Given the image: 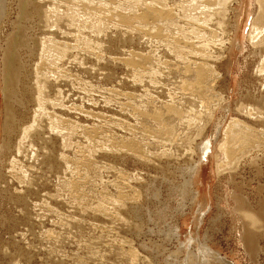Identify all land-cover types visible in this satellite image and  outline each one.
Wrapping results in <instances>:
<instances>
[{"label": "bare ground", "instance_id": "6f19581e", "mask_svg": "<svg viewBox=\"0 0 264 264\" xmlns=\"http://www.w3.org/2000/svg\"><path fill=\"white\" fill-rule=\"evenodd\" d=\"M234 2L237 3L236 8L232 7ZM249 16H250V19H248ZM179 21H181V24L179 23ZM110 22H113V24L114 23H116V24L120 23L119 25L125 26L126 29H128V31L130 30V28H128V27H132V29H133V28L139 26V29L143 28V31L146 30V32L148 31L151 34V31L155 29L153 32L157 33V35L159 34L158 35L159 37L157 39V40H159L158 42L161 43V41L164 42V40H165L164 46L162 45L163 48H161V49L159 48L160 50L163 49V52H162L163 55H160V56L168 58L171 55L172 58L174 57V58L178 59V60H176V59L174 60L175 63H174V61H172L173 64L171 63L170 60L167 61L166 59H165V61L163 60L164 62L163 61L162 62L164 63L163 67H165V69H166V73L164 72L166 74V76L170 75L169 77L172 78L171 80H173L176 77V79H178L177 80L178 84L180 85L179 88L183 89V92L179 93V94H181L179 96L180 97L179 102L176 103V102H174V100L168 101V99H166L167 101L165 100L166 102L161 100V102L162 101L164 102V103L162 102L163 105H161V106L158 105L157 108H153L151 114H148L147 109H146L147 113H145V112L143 113L146 115L147 119L150 118L149 121L151 120L153 122V124L156 123V128L153 130V135L156 134V136H155L156 138L159 136H160V138H162L164 136V139H165L166 136L173 134L174 124H171V123H173L174 120L172 122V121H170V119H167V117L169 115H171V116L174 115L176 120H179V122H181L183 120V122H186L187 125H189V124L199 125L201 123L199 121H204L205 119H207V121H210L212 119L214 120L215 117L213 118V116L218 111L220 115H218V117H216L215 123L213 125L214 132L218 129V126L220 125L221 120L224 117L229 116V121L224 128V138L223 139H225V140H223L217 146L213 144L214 140L211 141L209 139H204V136H202L203 139H201L200 142H198V143L194 142L195 144L193 145V147L195 148L196 157L193 160H191V158H190V161H188V163H186L184 166H182V168H184V171H185L184 172L185 176H184V183L182 186H180V188L184 187L186 189L187 194H189L191 197L196 196V198H198L199 195L203 194V192H201L199 187L195 186L196 181H200L201 177H202L201 168H202V162L203 161H205V160H207L206 162H208L209 160L211 161L212 157H213L215 159V173L217 174V176L223 174V172H221V171H225L226 168L228 169L227 170L228 175L231 176L232 172L235 173V167L232 164L236 161L238 154H241L242 151H244V150L245 151L250 150V152H251L255 148L257 149V147H261L260 149H262V148L264 149V0H0V203H2V202H5L6 204L11 203V204H13L14 208H16V214L12 212V214H10V216H9V214L7 215V221H9V222L8 223L6 222V223L9 224V227H11V226L13 227L12 230L17 231L18 230L17 227L19 225L26 226V227H28L29 230L32 228V226H34L33 224L35 222L33 219V214L31 212V203L33 201L35 203V201L37 200L36 196L38 194V191L40 190L39 188H41V186H43L45 184V180H46V179H43L44 178L43 175H45V173L43 172L44 174H42V172L40 170L41 168L43 169V167H49V168H51L50 170H52L53 172L54 171L58 172V170H61V169H63L62 171H66L67 169H69L68 171H70V172L72 170H74V173L72 171V174L68 175V178L62 177L64 179L63 182L66 184L65 186L68 187L69 192L72 194V195L70 194L71 196H73L75 198H79L82 200V199H84V196H83L84 192L82 190L84 187L81 189V187H82L81 183H82V181L83 182L85 181V178H88L87 177L89 175V174L87 175L88 169L90 170V167L91 168L93 167V169H94V166H97L100 163H104V162H101L102 160H99L100 163L98 164V162L96 161L97 159H95L97 156L95 158H91V157H89L90 155L84 154V151H81L78 149L75 150L74 153H72L73 154L72 156H69L67 154L68 151H67V153L64 151V148L66 149L68 147V140L70 139V136H71V130L73 131L74 123H73V121L70 120V117H69L70 115H68V113H67V110H68V112L71 111L69 109H72L73 105L69 106V105H66L63 103L64 102L63 100H65V102H66V99H64L66 91L63 90V84L67 80L69 81L70 79H73L70 77L71 76L73 77V75H75L69 69L70 67L65 66V63H66L65 59L68 56L70 57L69 53L71 52V50H74V52H75L76 50L81 49V50H83V53L85 51V48H86V53L88 51L87 48H90V49L93 48V50H94L95 45H94V47L92 46V41H94V40L99 41L96 38L97 35H95V34L99 33L100 31L102 32V30H103V28L101 30V27H103V26H101L102 24L104 25L105 23H110ZM182 23H183V25H182ZM172 25L173 26L176 25L175 26L176 31L174 33L172 32L173 30L172 31L170 30ZM116 26H118V25H116ZM109 29H110V27H109ZM135 29H137V28H135ZM172 29H174V28L172 27ZM111 31H113V30L111 29ZM130 31L128 33H130ZM139 31H137V32H139ZM133 32H131V34H133ZM167 32H169V33H167ZM123 33L125 34V32H123ZM147 33H145L146 36H147ZM155 33H153V37H154ZM163 33H165L164 36H166V39L162 35ZM106 34L104 37L107 36ZM119 34H120V32H119ZM160 34H161V36L164 37V39H163V37H160ZM157 35H155V36H157ZM137 36H139V35H136V37ZM119 37H120V35H119ZM122 37H121V39H123ZM148 37H149V35H148ZM154 38H156V37H154ZM159 38H162L163 40L161 39V41H160ZM113 39L114 38H110V39L108 38V41H110V43L114 42ZM149 41H150V39H149ZM151 41H153V40L151 39ZM99 42H101V41H99ZM144 43L146 44V42H143V45H144ZM149 43H147V44H149ZM96 44H98V43H96ZM99 45H102V44L100 43ZM111 45H113V44H111ZM136 45H140V44L138 43ZM150 45H151V43H150ZM158 45H160V44H158ZM158 45L156 44V46L155 45L154 46L158 47ZM147 46L149 47V45H147ZM97 47H99V46H97ZM118 47H119V45H118ZM138 47H140V46H138ZM145 47H143V48L145 49ZM132 48L127 49L126 52H128V56L126 59L123 57L121 58V56H120V58L122 60L125 59L124 62L126 61L127 65H125V63H124V65L127 66V68L129 67V68H132V70H136L139 72H140V70H142V71L146 70V72L147 71L154 72V73H151V75L154 74V76H155V72L157 70H159V68H157L154 65L161 60V57L159 59L157 56H154V55L152 56V54L150 52H147L148 54H144V53L136 51ZM151 48L152 47L150 46V50L152 52V49L154 50V47L152 49ZM97 49H100V48H97ZM159 49H157V51ZM234 49L239 51V52H242L243 49L246 50V52L243 53V58H244L243 59V69H247V71H249V78L246 80L243 79V82H241V84L239 85V91H238V94L240 95L239 101L234 100V103H233L234 106L231 107V103L229 102L230 101V94H231V78H229L228 80H225L223 77V73L219 69H222L224 67L223 68L224 73H226V74L230 73L229 68L231 67V65L233 63L232 52ZM93 50H92V52H93ZM103 50H104V48H103ZM104 51H103V53H104ZM110 51H112V50H110ZM121 52H122V49H121ZM123 53H125V50L123 51ZM78 54H79V52H78ZM91 54L96 55L97 53L96 54L91 53ZM109 54H110V52H109ZM79 55L78 56L76 54H75V56L72 55L74 57L72 59V61L73 62L75 61V63H77V64L78 63L83 64L85 58L84 57L81 58V57H79ZM123 55L125 57V54H123ZM96 57L99 58L100 56L96 55ZM110 58L116 59L118 57H116L114 54V56L110 55ZM152 58H153L154 65H150V68H146L145 64L148 62L149 59L151 61ZM109 59H107V60H109ZM221 59H225V60H223L224 62L220 61ZM94 60H95V58H94ZM96 61H97V59H96ZM103 61L106 63L105 59ZM98 62H100V61H98ZM113 62H115V61H113ZM117 62H119V58H118ZM156 65L161 67L163 64L162 65L156 64ZM219 66H221V67H219ZM116 68H117V64H116ZM83 69H84V67H83ZM81 70H82V68H81ZM126 70H128V69H126ZM162 70H163V68H162ZM84 71H85V69H84ZM106 72L107 71H105V75H106ZM143 72H145V71H143ZM158 72H156V73H158ZM162 73L160 75H162ZM151 75H150V77H151ZM108 76H109V73H108ZM137 76H139V78L141 77L139 74ZM144 76H143V78H145ZM146 77H147V74H146ZM160 77H162V76H160ZM107 79H106V81H107ZM119 79L122 80V77ZM150 79L151 78H149V80ZM111 80H112V77H111ZM256 80L258 81L257 84L254 82ZM110 81H108V82H110ZM114 81H116V80L114 79ZM139 81H141V80H139ZM165 81L167 82V80H164L162 82L164 83ZM154 82H156V80L153 81V83L149 82V84H154ZM87 83L89 84L90 82L87 81ZM130 83H132V82H130ZM175 83L173 84V86L175 85ZM117 84H118V81H117ZM140 84H138V85H140ZM156 84H157V82H156ZM160 84H162V83H160ZM167 85L171 87V85H169V83ZM155 87H160V86L158 85ZM139 88H141V87H139ZM222 88L224 91L222 90ZM85 89H87V88H85ZM149 89H150V87H149ZM168 89H167V92L169 91ZM170 89H175V88H170ZM67 90H69V89H67ZM90 90L92 91V89H90ZM107 90L110 91L111 89H107ZM151 90H153V89H151ZM179 90L181 91V89H179ZM118 91L119 90H117V92ZM75 92H77V91H75ZM100 92H102V91H100ZM143 92H145V91L143 90ZM143 92H141V93H143ZM85 93L87 96V92H85ZM110 93H112V92H110ZM156 93L154 96H156ZM175 93H177V92H175ZM134 94H136V93H134ZM165 94H168V93H165ZM110 95L112 97L114 94L113 95L110 94ZM139 95H140V93H139ZM173 95H175V94H173ZM69 96H70V94H69ZM136 96H138V95H136ZM154 96H152V97H154ZM131 97H132V95H131ZM187 97H189L191 99L189 100V98L187 99ZM76 98H77V96H76ZM118 98H122V97L120 96ZM136 98H135V100H136ZM144 98H146V97H144ZM144 98H141V100L143 101ZM75 99L73 98V100H75ZM155 99H157V98H155ZM86 100H87V98H86ZM146 100H148V99H146ZM158 100H160V99H158ZM158 100H155V101L158 102ZM98 102H100V101H98ZM152 102H154V101H152ZM214 102H216V103H214ZM120 103H122V102L120 101ZM146 103H147V101H146ZM149 103H151V102H149ZM158 103H160V102H158ZM86 104H87V102H86ZM90 105H91V103H90ZM90 105H89V107H90ZM111 105H112V103H111ZM97 106H98V104H97ZM100 106H102V104ZM196 106H198L199 109H196V108H198ZM75 107H77V106H75ZM82 107H84V106H82ZM121 107L125 108V106H121ZM138 107H141V106L138 105ZM151 107H153V106L151 105ZM55 108H58V110H56ZM135 109H137V108H135ZM79 110H80V106H79ZM84 110H86V109H84ZM119 110H120V107H119ZM128 110H129V108H128ZM142 110H145V109H142ZM123 111H125V110H123ZM126 111H127V109H126ZM164 111H165V114L168 115L167 117L165 115H163ZM71 112H73V110ZM83 112H85V111H83ZM120 113H122V112H120ZM140 113L141 112H139V114ZM95 114H94V116H95ZM143 114H141V117H143L142 116ZM233 114H235V115H233ZM241 114L243 115V119L240 118ZM124 115H126V114H124ZM105 116H107V115H105ZM108 117H109V115H108ZM112 117L113 116H111V118ZM135 118L138 119V117H136V116H135ZM140 118H139V120H140ZM172 118H173V116H172ZM129 119H130V117H129ZM95 120H97V119H95ZM132 120H133V118H132ZM108 121H109V119L107 120V122ZM122 121H124V120H122ZM148 122H146V123H148ZM177 123H178V121H177ZM118 124L119 123H117V125ZM123 124H125V122ZM149 124L150 123H148V126H151ZM76 125L78 126L77 123H76ZM135 125H136V123H135ZM143 125H146V124H143ZM189 126H191V125H189ZM78 127H80V126H78ZM123 127H124V125H123ZM136 127H138V125ZM154 127H155V124H154ZM86 128L87 127H85V128L81 127V129H80V131L82 130L85 135H91L92 136V134H94V133H97V134L103 133L101 131H98L96 128H87V129ZM117 128H118V126H117ZM144 128H143V130H144ZM186 128H187V126H186ZM63 129H65V130H63ZM199 129H201V128H199ZM116 130H118V129H116ZM127 130L129 131L128 128H127ZM127 130L124 131V129H123V132H126ZM132 130H134V129H132ZM211 130H212V128H211ZM201 131H202V129H201ZM206 132H208V131H206ZM218 132L219 131H216V133H218ZM126 133H128V132H126ZM142 133H143V131H142ZM147 134H151V132L149 131ZM116 135L118 136V134H116ZM132 135H134V134L132 133ZM157 135H159V136H157ZM182 135L183 134H181V136ZM196 135H195V137H196ZM204 135H205V133H204ZM91 136H88V137H91ZM186 136H184V137H186ZM92 137H95V136H92ZM104 137L107 138L106 142H108L109 138L105 135H104ZM77 138H79V137H77ZM80 138H81V136H80ZM86 138H87V136H86ZM137 138L135 136H133V137H125V136L123 137L122 136V138L119 140L121 143L118 142L119 147L121 146L120 150L117 148H114L113 145H111L112 143L108 144V146L105 145L107 143H104V142L100 143L102 145L104 144L103 147H101V148L105 147L107 150H109V152L112 150L114 152H116L118 150L117 154L111 152L112 156H113L112 160L114 163H116L115 166H117V164H119L120 166L118 167V169H119L118 173H116L117 171L114 170L115 173L117 174L115 180L113 179L115 176L112 178L114 181L113 185L116 186V194H115L116 196L114 195V199L112 198L114 201H111V198H110V201L111 202L116 201V203L119 205L117 208L118 210H116L117 212L116 213L114 212V214H116L117 216L121 215L120 213L127 214L126 218L124 217V215H123L124 218H121V219L118 218L119 222L122 223V226L125 229L126 228L127 229L132 228V226L130 225L129 219H127V218L137 217V215L140 211L141 204L138 201L139 198H137L136 195H138L140 192L142 194L144 193V195L147 196L150 193H152V190L154 188V181H153L154 177L141 180V183H139L140 181L137 182V178H139V176H138L139 174L137 172H133L130 168L129 169L133 173H130L129 172L130 170L129 171L124 170L127 167V165L125 167L124 165L122 166V164H121V163H125V164L127 163L128 164V163L132 162L131 165L129 164L130 166H132V164H133V166H134V164L135 165L140 164V166H141V164L148 165V160H150V159L147 158L149 156H146V153H147L146 150L147 149L144 148V150L145 149L146 150L145 151L143 150V147L145 146L144 144L147 145V143L145 141L146 139L144 138V141H145L144 142V141L137 139ZM114 139L112 138L113 141H114ZM157 140H159V139H157ZM157 140H156V142H158ZM174 140L175 139H173V141ZM199 140H200V138H199ZM86 141H88V140H86ZM86 141H85V143H86ZM92 141L93 140H91V143H92ZM96 141H95V143H96ZM180 141H179V143H180ZM220 141H221V139H220ZM110 142H111V140H110ZM160 142L163 143V141H161V140H160ZM183 142H182V144H183ZM172 143H174V142H172ZM186 143H188V142H186ZM176 144H178V142H176ZM91 147H92V145H91ZM91 147H90V149H92ZM169 147H171V146H169ZM185 147L187 148V146H185ZM241 147H242V149H241ZM105 148H104V152H105ZM236 148H237V150H236ZM86 149L90 150L88 148V146L86 147ZM96 150H97V148H96ZM98 150H100V149H98ZM154 150L156 151V149H154ZM88 153L90 154L89 151H88ZM102 153H103V151H102ZM108 153H107V155H109ZM111 153H110V157H111ZM93 154H95V153H93ZM169 154H170V152H169ZM184 154H186V153H184ZM243 154H244V152H243ZM91 155H92V153H91ZM166 155L167 154H165V156ZM114 156H116V157H114ZM254 156L255 157H253V155L250 156L247 161L250 163H252V162L254 163L256 160H258L256 158V157H258V154L255 153ZM183 157H185V156H183ZM245 157H247V156H245ZM99 158H100V156H99ZM162 158H164V156H162ZM161 159H160V161H161ZM259 159H261L262 162H264V154L262 156H260ZM105 160L106 159H104V161ZM187 160H189V158H187ZM110 161L111 160H109V162ZM154 162H156L155 159H154ZM220 162H223V165H222L223 167L220 166V164H219ZM149 163H150V161H149ZM157 163H158V161H157ZM182 163L184 164V162H182ZM150 164H152V163H150ZM72 165H73V167H72ZM107 165H106V168L107 167L109 168L110 166L112 168L114 166V164L109 165V166H107ZM225 165H228V167H225ZM82 166H84V167L89 166V168L83 169ZM101 166L98 167L99 170H100ZM151 166L153 167V165H151ZM177 166H178V164H177ZM134 167H136V166H134ZM138 167H139V165H138ZM157 168L159 170V167H157ZM101 169L103 170L104 168L102 167ZM37 170H38V172H37ZM45 170H48V169H45ZM102 170H101V172H102ZM104 170L108 171L106 169H104ZM136 170H137V168H136ZM141 170H142V168H141ZM35 171H36V173H35ZM93 171H91V172H93ZM95 173H97V172H95ZM91 174H93V173H91ZM149 174H147V175H149ZM55 175H57V174H55ZM98 175H99V173H98ZM109 175H110V173H109ZM61 176H58V177H61ZM90 176H92V175H90ZM90 176H89V178H91ZM94 176H95V174H94ZM48 178L51 179V177H48ZM97 178H102V177H97ZM94 179H95V177H94ZM86 180H88V179H86ZM95 180H98V179H95ZM106 180H107V178H106ZM129 180H131L132 182H137L138 184H136V185H138L139 188L138 189L135 188L136 186L133 185L134 183H131ZM92 181L93 180L88 181V182H91V184H89V185H92ZM52 182L53 181H51V183ZM110 182H111V180L109 181V183ZM95 184H97V182ZM95 184H94V186H95ZM56 185H57V183H56ZM89 185H86V186H89ZM105 185H106V183H105ZM103 186H104V184H103ZM106 186H108V185H106ZM98 187H101V186H98ZM93 188H95V187H93ZM114 188H111V190ZM55 189H57V188H55ZM90 189H92V187ZM101 190H103V189L101 188ZM101 190L99 192H102ZM87 191L90 192L89 189H87ZM91 191L93 192V190H91ZM60 192H61V190H60ZM105 192L103 191L104 194H107V195L110 194V193H107V192L105 193ZM93 193L95 194L96 191ZM103 193H102V195H103ZM58 194H57V197H58ZM86 194L87 193H85V195ZM66 195H67V193H66ZM98 195H99V193H98ZM87 196H85L86 202H90L87 200H90L91 197L89 199H87ZM94 196H96V195H94ZM108 196H112V195L110 194ZM140 196H138V197H140ZM66 198H67V196H66ZM135 198H137V199H135ZM39 199H40V197H39ZM72 199H74V198H72ZM94 199H95V197H94ZM100 199H103V198L100 197ZM104 199H106V198H104ZM104 199H103V201H104ZM129 199H132V200H129ZM140 199H142V198H140ZM55 200H56V198H55ZM67 200H69V199H67ZM74 200H77V199H74ZM74 200L73 201L70 200L69 202L68 201L67 202L70 204V202H74ZM81 200H80V202H78V204L81 203ZM62 201H65V197H64V200L62 199ZM91 201H92V199H91ZM97 201H98V199H97ZM107 201L109 202V200H107ZM98 202H100V201H98ZM5 203H3V204H5ZM60 203H58V204H60ZM68 203L65 204L67 207H68ZM107 203H106V205H107ZM74 204H76V203L74 202ZM83 204H84V201H83ZM85 204H87V203H85ZM88 204L90 205L91 203H88ZM65 205H64V207H65ZM101 205L104 206L103 204H101ZM97 206H98V204H97ZM108 206H109V204L107 205V207ZM37 207H39V205ZM43 207H46V206H43ZM86 207H87V205H86ZM86 207H84V208H86ZM207 207H209V206L207 205ZM58 208H61V206ZM77 208L79 209L80 207H76V209ZM93 208L94 209L90 208L91 210H93V213L97 212V211H95L96 207L93 206ZM45 209H47V208H45ZM102 209H104V208H102ZM102 209H101V212L103 211ZM105 209L107 210L106 207H105ZM70 211H71V209H70ZM98 211H100V210H98ZM108 211L111 212L110 209H108ZM2 212H7V211H2ZM10 212L11 211L9 209V213ZM48 212H49V210H48ZM244 212H245V215H247V216L251 215V213L248 211H244ZM45 213H46V211H45ZM54 213H56V211ZM57 213H59V212H57ZM57 213H56V215H57ZM77 213H80V212L76 211V214ZM61 214H63V213H61ZM95 214H97V213H95ZM104 214L106 215V213H104ZM69 215H67V217H69ZM92 215H94V214H92ZM5 216H6V214H5ZM5 216L3 219H5ZM40 216L41 215H39V218H40ZM58 216H59V214H58ZM58 216H56V217H58ZM0 217H2V215H0ZM54 217H53V219H54ZM63 218H65V217H63ZM70 218H71V216H70ZM72 218H74V217L72 216ZM61 219H62V217H61ZM75 219H76V216H75ZM75 219H74V221H75ZM108 219L110 220L111 218H108ZM5 220H3V221H5ZM57 220L55 221V219H54L55 222H57ZM66 220L64 222H66ZM78 220H79L78 222H80V219H78ZM96 220L98 222L100 219H96ZM109 220H108V223H109ZM43 221H45V220H43ZM70 221H72V220H70ZM62 222H63V219H62ZM78 222L76 221L75 223H78ZM94 222H96V221H94ZM94 222L93 223L91 222V223L94 224ZM89 223L90 222H88V224L85 226L88 227ZM252 223H253V221H252ZM0 224H2V223H0ZM7 224H5V225H7ZM56 224H58V223H56ZM102 224H104V221ZM107 224H106V227H107ZM120 224H118V226H117V223H116V226L119 227ZM96 225H97V223H96ZM134 225H136V224L134 223ZM72 226H74V225H72ZM85 226L83 225V227L86 231L87 227H85ZM98 226H99V224H98ZM98 226H97V228H98ZM7 227H8V225H7ZM59 227H61V226H59ZM101 227H103V226H101ZM34 228H35V226H34ZM34 228H32V229H34ZM41 228H40V231H41ZM51 228H49V229H51ZM72 228L70 229V231L72 230ZM76 228H75L76 231L79 230L78 228L77 229ZM108 228H109V226H108ZM112 228H114V227H112ZM92 229H93V226H92ZM65 230H67V229H65ZM118 230L116 229V231H118ZM121 230H123V229H121ZM60 231H58V233ZM68 231L69 230H67V231L62 230V232L67 233V235H68ZM79 231L77 232L78 235L80 233ZM88 231L90 232V229ZM95 231H94V233H95ZM128 231H130V230H128ZM19 232H20V230H19ZM73 232H75V231H73ZM82 232H83V230H82ZM99 232L97 229L98 235H99ZM107 232H108V230H107ZM38 233H40V232L38 231L37 233H34V234L38 235ZM54 233H55V231H54ZM70 233H72V232H70ZM97 233H95V235ZM112 233H116V232H112ZM126 233L128 234V232H126ZM15 234L17 235V233H15ZM44 234H41V236H43ZM49 234H51V233L49 232ZM49 234H48V236L50 237ZM62 234H64V233H61V235ZM80 234H82V233H80ZM103 234H101V235H103ZM117 234H118V232H117ZM123 234H122V232H120V236H122ZM11 235H13V234H11ZM64 235L66 237V234H64ZM87 235H89V234H87ZM92 235H93V232H92L91 236ZM112 235H115V234H112ZM107 236H108V234H107ZM107 236H105V237H107ZM11 237L12 236H10V242L9 243H11L12 245H16V248L14 247L15 252H16L15 255L18 258L19 257H21L22 259L24 258L28 262L31 263V261H33L32 260L33 259V253L35 252L36 249L32 253L31 251H29L30 249L27 250L29 248L28 246L27 247L19 246L18 242H21V240L18 242L15 240L16 241L15 242V241L11 240ZM62 237H63V235H62ZM69 237H71V235ZM94 237H96V236H93V238ZM105 237H103V238H105ZM51 238H52V236H51ZM81 238H80V240H81ZM87 238L83 237V239H87ZM103 238L101 240H103ZM115 238L117 239L118 237L115 236ZM7 239H8V237H7ZM13 239H14V237H13ZM47 239H46V241H47ZM56 239H57V237H56ZM67 239H68V236H67ZM90 239H92V238L90 237ZM96 239L98 240V238H96ZM122 239H124V238H122ZM30 241H31V239H30ZM33 241H34V239H33ZM118 241L119 240H117V242ZM38 242L40 243V239ZM41 242H44V241L41 240ZM60 242H62V241H60ZM66 242H67V240H66ZM83 242H85V241H83ZM131 242H130V244H131ZM52 243H53V241H52ZM58 243H59V239H58ZM69 243H71V244H69V247H70V245H72V243H73V240H72V242H69ZM22 244H24V243H22ZM42 244H44V243H42ZM95 244H96V242H95ZM98 244L101 245L100 242ZM107 244H109V243H107ZM112 244L113 243L111 242L110 245H112ZM130 244L128 246H130ZM132 244H133V242H132ZM6 245H5V247H6ZM31 245H33V244H31ZM39 245H41V244H39ZM46 245H47V243H46ZM50 245H52V244L50 243ZM67 245H68V243H67ZM85 245H86V243H85ZM110 245H109V247H110ZM116 245H119V244H116ZM53 246L54 245H52V247ZM57 246H58V250H59L60 244H58ZM88 246H89V243H88ZM11 247H13V246H11ZM37 247H39V246H37ZM54 247H53V249H54ZM126 247H127V243H126ZM132 247H134V246H132ZM25 248H27V249H25ZM118 248L121 251V248L120 247H118ZM47 249H45V250H47ZM85 249L87 250V248H85ZM90 249H92V248L90 247ZM93 249H96V248L93 247ZM105 249H107V247H105ZM110 249L108 248L107 250L109 251ZM134 249H135V247H134ZM31 250H33V249H31ZM82 250H83V248L81 249V251ZM96 250H95V252H96ZM112 250L113 249H111V252H112ZM115 250H113V251H115ZM127 250H126V252H127ZM39 251H41V250L39 249L38 253H39ZM97 251H99V250H97ZM130 251H131V248H130ZM3 252H4V250H3ZM9 252L11 254V250ZM36 252H37V250H36ZM52 252H54V251H52ZM56 252L59 253V251H57V250H56ZM67 252H69V251H67ZM67 252L65 254H68ZM89 252H91V251L89 250ZM93 252H94V250H93ZM131 252L133 253L132 255H134V253L136 251L134 250V252L133 251H131ZM45 253H46V251H45ZM101 253H103V252L101 251ZM109 253L107 252L108 255H109ZM63 254H64V251H63ZM77 254L78 253L76 252V256L75 255L74 256L77 257ZM95 254L98 256V253H95ZM46 255H48V254L46 253ZM80 255H82V254H80ZM84 255L81 256V258L78 256L79 259H82L84 257ZM90 255H91V253H90ZM118 255H120L122 257L123 254L122 255L118 254ZM64 256H66V255H64ZM72 256H73V252H72ZM95 256H94V258H95ZM102 256H106V255L104 254ZM102 256H99V257H102ZM114 256H115V254H114ZM126 256H129V255H126ZM137 256H139V255L137 254ZM137 256L135 255V257H137ZM51 257H54V255L50 256V258ZM129 257L132 258L131 256H129ZM129 257H127L128 260L130 262H132L133 260L131 259L132 260L131 261L129 259ZM66 258L68 261V257H66ZM108 258H109V256H108ZM111 258H113V257L111 256ZM85 259H86V257H85ZM103 259H105V258H102V260ZM49 260H48V262L51 263L52 259L50 261ZM70 260H72V259H70ZM87 260H88V258H87ZM87 260L84 262H87ZM115 260H116V258L113 260V262ZM120 260H122V258ZM123 260H125V259H123ZM142 260H143V258H142ZM147 260H148V258H147ZM10 261H11V259H10ZM74 261H76V260H74ZM94 261H96V260H94ZM101 261H100V263H101ZM116 261L118 262V260H116ZM135 261H136V259H134L133 264ZM58 262H59V259H58ZM61 262H64V261H61ZM84 262H81V263H84ZM90 262L91 261H89V264H90ZM97 262H98V260L96 261V263ZM104 262L102 264H104ZM108 262H111V261H108ZM139 262H140V260H139ZM10 263H12V262H10ZM23 263L25 264V262H23ZM30 263H28V264H30ZM52 263H54L53 260H52ZM60 263H58V264H60ZM71 263L72 262H70V264ZM126 263H128V262H126ZM137 263H138V261H137ZM12 264H21V263L19 261H17V262L12 263ZM64 264H66V263H64ZM68 264H69V262H68ZM128 264H131V263H128Z\"/></svg>", "mask_w": 264, "mask_h": 264}, {"label": "rangeland", "instance_id": "374dc122", "mask_svg": "<svg viewBox=\"0 0 264 264\" xmlns=\"http://www.w3.org/2000/svg\"><path fill=\"white\" fill-rule=\"evenodd\" d=\"M166 4V3H165ZM168 5V4H167ZM232 7H237V3H233V6ZM248 19H250V16L248 17ZM115 22V21H114ZM179 23L181 24V21H179ZM120 24V23H119ZM119 24H116L113 22H110V23H105L104 25L102 24L101 26V30L102 32L100 31L99 33H96L95 35H97V40H94L92 41V46L94 47L95 45V49L93 50L90 49V48H87L88 51L86 53V48H85V51L83 53V50L79 49V50H76L74 52V50H71V52L69 53L70 54V57L68 56L65 60V66H68L70 67L69 69L72 71L73 74V77L71 76L70 78H73V79H70L69 81L67 80L66 82H64L63 84V90L66 91L65 92V98L66 99V102L65 100H63L64 104L66 105H69V106H72V109H69V110H73V112H68L67 110V113L68 115H70V120L73 121L74 123V126H73V131L71 130V136H70V139L68 140V149L64 148V151L67 153L68 151V155L69 156H72L74 153L75 150H81V151H84V154H88L90 155L89 157L91 158H96L97 159L96 161L98 162V164L100 163L99 160H102L101 162H104V163H100L99 165L97 166H94V169L93 167L91 168L90 167V170L91 171H95L97 173H95L94 171L91 172L88 168V167H84L82 166L83 169L87 168L88 169V173H87V177L88 178H85V181L83 182L82 181V187L81 189L83 190L84 192V199H79V198H75L73 196H71L72 194L69 192L68 190V187L65 186L66 184L63 182V178L62 177H65V178H68V175L72 174V171L74 173V170H72L71 172L68 171L69 169H67L66 171H62L63 169L61 170H58V172H53L52 170H50L51 168L49 167H43V169L41 168V172L42 174L45 173L44 178L43 179H46L45 180V184L43 186H41V188H39L40 190L38 191V194L36 196L37 198V202L34 201L31 203V212L33 214V219H34V226H32V228L34 229H28V227L26 226H23V225H19L17 227V231L15 230H12L13 227H9V224H7L9 221H7V215L9 214H12L15 213L16 214V208H14L13 204L11 203H5V202H2L0 203V215H2V217H0V264H12V263H15L17 261H19L21 264H24L23 262H25V264H28L30 262H28L26 259H22L21 257H17L15 255V248H16V245H12L10 242V236L11 237V240L13 241H20L21 242H18L19 246H25V247H29L27 250L31 251L32 253L34 252L35 250V254L33 253V261H31L30 264H58L60 263L61 261H64V262H61L60 264H70V262H72L71 264H89V261L90 264H102L104 261V264H128V263H131L133 264V261L134 259H136V261L134 262V264H141L143 261L142 264H264V162H262L260 158V156H262L264 154V149H260L261 147H257V149L253 150L250 152V150H247V151H242L241 154H238L237 155V159L236 161L232 164L234 165L235 167V173L232 172L231 173V176L228 175V172H227V168L225 171H221L223 172V174L217 176V174L215 173V159L212 157V162L209 160L208 162H206L207 160L203 161L202 162V177H201V180L200 181H196L195 183V186L199 187V189L201 190V192H203L202 195H199L198 198L195 197H191L189 194H187L186 192V189L184 187L180 188V186L183 185L184 183V176H185V171H184V168H182V166H184L186 163H188V161H190V158L191 160L195 159L196 157V153H195V148L193 147V145L195 143H198L201 141V139H203L202 136H204V139H209L211 141H213V144L214 145H218L219 143H221L224 138V128L225 126L227 125L228 121H229V116L227 117H224L222 120H221V123L220 125L218 126V129L216 131H219L218 133H216V131L214 132L213 130V125L215 123V120H216V117H218L219 112L217 111L216 114L213 116L214 120H210V121H207V119H205L204 121H199L201 122L199 125H194V124H189L187 125L186 122H183V120L181 122H179V120H176L175 119V116H172L171 115H167L165 114V111L163 112V115H165L167 117V119H170V121L174 122L171 123V124H174V132L172 135H169V136H166L165 139H164V136L162 138L159 137H155V135H153V130L156 128V123L155 124V127H154V124L153 122L149 121L150 118H146V115L143 114L144 112L147 113L146 109L148 110V114H151L152 112V109L153 108H157L158 105L161 106L163 105V101H165L166 99H168V101L170 100H174V102H179V96L181 94H179L180 92L182 93L183 92V89L182 88H179V84H178V79H176V77L171 80L172 78L169 77V76H166V69L164 66V61L165 59L167 61H171V63L173 64L172 61H174L176 58H172V56L170 55L168 58L167 57H162L160 55H163V49L160 50L162 47V45L164 46V42L161 41L162 38H159L161 43L158 42L159 40L158 39V35L157 33L153 32L154 30L151 31V34L148 32L143 31V28H140L139 29V26L138 27H135L132 29V27H128L130 28V33H128V29H126L125 26H121ZM112 25V26H111ZM118 25V26H116ZM183 25V23H182ZM105 26V27H104ZM110 29H109V27ZM116 26V27H115ZM176 26V25H175ZM175 26L172 25V27L174 29H172V27L170 28V30L174 33L176 31L175 29ZM107 27V28H106ZM113 27V28H112ZM120 27V28H119ZM246 28V27H245ZM109 31H108V30ZM111 29L113 31H111ZM135 29V30H134ZM108 32H106V31ZM126 30V31H125ZM141 32H140V31ZM117 31V32H116ZM128 31V32H127ZM134 31V32H133ZM139 31V32H137ZM120 32V34H119ZM125 32V34L123 33ZM131 32H133V34H131ZM171 32V33H172ZM104 33V34H103ZM107 33V34H106ZM139 33V34H138ZM147 33V36L146 34ZM153 33L154 34V38L153 37ZM169 33V32H167ZM166 33V34H167ZM99 34V35H98ZM101 34V35H100ZM105 34L107 35L106 37ZM111 34V35H110ZM143 34V35H142ZM165 33H163L162 35L164 36ZM110 35V36H109ZM115 35V36H114ZM120 35V37H119ZM136 35H139L136 37ZM149 35V37H148ZM157 35V36H155ZM123 36V37H122ZM151 36V37H150ZM161 36L160 34V37H163ZM116 37V38H115ZM118 37V38H117ZM121 37L123 39H121ZM133 37V38H132ZM136 37V38H135ZM140 39H139V38ZM153 37V38H152ZM165 39H166V36H164ZM163 37V39H164ZM104 38V39H103ZM108 38H114L113 41L114 42H111L108 41ZM132 38V39H131ZM147 40H146V39ZM116 39V40H115ZM119 39V40H118ZM139 39V40H138ZM151 41V39L153 41ZM162 39V40H163ZM121 40V41H120ZM127 40V41H126ZM156 40V41H155ZM195 40V39H194ZM96 41V42H95ZM133 41V42H132ZM139 41V42H138ZM151 45H150V43ZM105 42V43H104ZM142 42V43H141ZM143 42H146L149 43L147 45H149V47L144 43V46L143 45ZM153 42V43H152ZM156 42V43H155ZM158 42V43H157ZM98 43V44H96ZM102 44V45H99V44ZM108 43V44H107ZM116 45H115V44ZM135 43V44H134ZM140 44V45H136V44ZM155 43V44H154ZM163 43V44H162ZM108 46H106V45ZM113 44V45H111ZM128 44V45H127ZM156 44H160L158 45V47H155ZM115 45V46H114ZM119 45V47H118ZM153 45V46H152ZM155 45V46H154ZM99 46V47H97ZM102 46V47H101ZM125 46V47H124ZM140 46V47H138ZM150 46L153 48L154 47V50L152 49V52L150 50ZM124 47V48H123ZM133 47V48H132ZM145 47V49L143 48ZM97 48H100V49H97ZM102 48V49H101ZM104 48V50H103ZM108 48V49H107ZM111 48V49H110ZM134 49L136 51H139L141 53H144V54H148L147 52H150L152 54V56H157L159 59L161 57V60L159 62H157L156 64H160L162 65L161 67L160 66H157L156 64L154 65V62H153V58L152 60L150 61V59L148 60V62L145 64V67L146 68H150V65H154L156 66L157 68H159V70H157L156 73L155 72V76L154 74L151 75V73H154V72H151V71H147L146 70H143L145 72H143L142 70L139 71H136V70H132V68H127V65L126 64V61L124 62V60L127 58L128 56V52L127 49ZM160 48V49H159ZM78 49V48H77ZM121 49H122V52H121ZM144 49V50H143ZM156 49V50H155ZM157 49H159L157 51ZM93 50V52H92ZM96 50V51H95ZM98 50V51H97ZM102 50V51H101ZM112 50V51H110ZM114 50V51H113ZM119 50V51H118ZM125 50V53H123V51ZM150 50V51H149ZM82 51V52H81ZM104 51V53H103ZM108 51V52H107ZM244 51V52H243ZM79 52V54H78ZM97 53L96 55H99L100 59L96 57V55L94 54H91V53ZM99 52V53H98ZM110 52V54H109ZM146 52V53H145ZM157 52V53H156ZM246 50H242V52H239L237 50H233L232 52V59H233V63L231 65V67L229 68L230 69V73L226 74L224 73V67L222 69H219L222 73H223V77L225 80H228L229 78H231V94H230V103H231V107L234 106V100H238L239 101V98H240V95L238 94V91H239V85L241 84V82H243V79L246 80L249 78V71H247V69H243V53H245ZM86 53V54H85ZM112 53V54H111ZM125 54V57L123 54ZM127 53V54H126ZM75 54L79 57H84L85 60H84V63L81 64V63H75V61L73 62L72 59L74 58L73 56H75ZM83 54V55H82ZM103 54V55H102ZM106 54V55H105ZM115 56L119 58V62L118 61V58L116 59H111L110 58V55L112 56ZM121 54V55H120ZM158 54V55H157ZM73 55V56H72ZM102 55V56H101ZM123 55V56H122ZM108 56V57H107ZM125 58L124 60H122L121 58ZM92 57V58H91ZM103 59H102V58ZM90 58V59H89ZM95 58V60H94ZM110 58V59H109ZM97 59V61H96ZM105 59L106 63L103 61ZM109 59V60H107ZM173 59V60H172ZM71 60V61H70ZM112 60V61H111ZM164 60V61H163ZM178 60V59H176ZM225 59H221L220 61H223ZM241 60V61H240ZM100 61V62H98ZM109 61V62H108ZM115 61V62H113ZM123 61V62H122ZM150 61V62H149ZM163 61V62H162ZM92 62V63H91ZM97 62V63H96ZM224 62V61H223ZM75 63V64H74ZM108 63V64H107ZM123 63V64H122ZM125 63V65H124ZM149 63V64H148ZM175 63V61H174ZM98 64V65H97ZM110 64V65H109ZM113 64V65H112ZM115 64V65H114ZM116 64H117V68H116ZM121 64V65H120ZM148 64V65H147ZM70 65V66H69ZM79 67H78V66ZM97 65V66H96ZM107 66V67H106ZM148 66V67H147ZM72 67V68H71ZM85 71H84V69ZM88 67V68H87ZM104 67V68H103ZM221 67V66H219ZM82 68V70H81ZM93 68V69H92ZM111 68V69H110ZM128 70H126V69ZM163 68V70H162ZM97 69V70H96ZM109 69V70H108ZM118 69V70H117ZM131 69V70H130ZM81 70V71H80ZM94 70V71H93ZM96 70V71H95ZM112 70V71H111ZM78 71V72H77ZM105 71L106 72V75H105ZM134 71V72H133ZM163 73H162V72ZM77 72V73H76ZM165 72V73H164ZM87 73V74H86ZM101 73V74H100ZM108 73H109V76H108ZM116 73V74H115ZM162 73V75H160ZM134 74V75H133ZM140 75L141 77L139 78V76L137 75ZM146 74H147V77H146ZM159 74V75H158ZM78 75V76H77ZM116 75V76H115ZM133 75V76H132ZM145 75V76H144ZM149 75V76H148ZM151 75V77H150ZM82 76V77H81ZM104 76V77H103ZM115 76V77H114ZM143 76L145 78H143ZM158 76V77H157ZM162 76V77H160ZM75 77V78H74ZM84 77V78H83ZM102 77V78H101ZM111 77H112V80H111ZM117 77V78H116ZM122 77V80L119 79ZM153 77V78H152ZM157 77V78H156ZM167 79H166V78ZM77 78V79H76ZM94 78V79H93ZM108 78V79H107ZM126 78V79H125ZM149 78H151L149 80ZM161 78V79H160ZM163 78V79H162ZM170 78V79H169ZM75 79V80H74ZM89 79V80H88ZM100 79V80H99ZM107 79V81H106ZM114 79L116 81H114ZM118 79V80H117ZM124 79V80H123ZM138 81H137V80ZM159 79V80H158ZM81 80V81H80ZM111 80V81H110ZM120 80V81H119ZM129 80V81H128ZM131 80V81H130ZM141 80V81H139ZM149 80V81H148ZM157 82H154V84H149L150 83H153V81ZM161 80V81H160ZM164 80H167V82L165 81L164 83L162 81ZM169 80V81H168ZM84 81V82H83ZM90 82L89 84L87 83ZM110 81V82H108ZM117 81H118V84H117ZM134 81V82H133ZM148 83H147V82ZM152 81V82H151ZM69 82V83H68ZM87 84H86V83ZM106 82V83H105ZM124 84H123V83ZM132 82V83H130ZM146 82V83H145ZM176 82V83H175ZM256 84L258 83V81H254ZM79 83V84H78ZM111 85H110V84ZM116 83V84H115ZM128 83V84H127ZM141 83V84H140ZM143 83V84H142ZM162 83V84H160ZM169 83L170 86H168L167 84ZM171 83V84H170ZM175 83V87L173 86V84ZM92 84V85H91ZM140 84V85H138ZM146 84V85H145ZM87 85V86H86ZM89 85V86H88ZM91 85V86H90ZM113 85V86H112ZM120 85V86H119ZM129 85V86H128ZM135 85V86H134ZM142 85V86H141ZM152 85V86H151ZM160 86V87H155V86ZM166 85V86H165ZM71 86V87H70ZM96 86V87H95ZM134 86V87H133ZM150 89H149V87ZM78 87V88H77ZM95 87V88H94ZM102 87V88H101ZM141 87V88H139ZM167 87V88H166ZM262 87V86H261ZM87 88V89H85ZM105 88V89H104ZM126 88V89H125ZM131 88V89H130ZM148 88V89H147ZM157 88V89H156ZM169 88V89H168ZM170 88H175V89H170ZM69 89V90H67ZM73 89V90H72ZM92 89V91L90 90ZM107 89H111L110 91L107 90ZM119 90L117 92V90ZM153 89V90H151ZM167 89L169 90L167 92ZM181 89V91L179 90ZM72 90V91H71ZM89 90V91H88ZM102 92H100V91ZM139 90V91H138ZM142 90V91H141ZM143 90L145 92H143ZM158 90V91H157ZM174 90V91H173ZM223 90V88H222ZM77 91V92H75ZM87 92V96H86V93ZM136 91V92H135ZM158 93H156V92ZM224 91V90H223ZM104 92V93H103ZM112 92V93H110ZM114 92V93H113ZM133 94H132V93ZM143 92V93H141ZM163 92V93H162ZM173 92V93H172ZM177 92V93H175ZM70 96H69V94ZM73 93V94H72ZM76 95H75V94ZM109 93V94H108ZM120 93V94H119ZM136 93V94H134ZM140 93V95H139ZM149 93V94H148ZM151 93V94H150ZM156 93V96H154ZM165 93H168V94H165ZM81 94V95H80ZM91 94V95H90ZM95 94V95H94ZM110 94H114L112 97ZM125 94V95H124ZM153 94V95H152ZM175 94V95H173ZM67 95V96H66ZM99 95V96H98ZM118 95V96H117ZM132 95V97H131ZM138 95V96H136ZM149 95V96H148ZM178 95V96H177ZM77 96V98H76ZM122 97V98H118V97ZM126 96V97H125ZM140 96V97H139ZM154 96V97H152ZM83 97V98H82ZM101 97V98H100ZM104 97V98H103ZM128 97V98H127ZM137 97V98H136ZM139 97V98H138ZM146 97V98H144ZM148 97V98H147ZM164 97V98H163ZM167 97V98H166ZM169 97V98H168ZM174 97V98H173ZM176 97V98H175ZM68 98V99H67ZM73 98L75 100H73ZM87 98V100H86ZM91 98V99H90ZM116 98V99H115ZM125 98V99H124ZM127 98V99H126ZM132 98V99H131ZM136 98V100H135ZM141 98H144L143 101L141 100ZM154 98V99H153ZM157 98V99H155ZM189 97H187L188 99ZM81 101H80V100ZM95 99V100H94ZM110 99V100H109ZM113 99V100H112ZM140 99V100H139ZM148 99V100H146ZM154 101V102H152ZM160 99V100H158ZM176 99V100H175ZM191 98H189L190 100ZM232 99V100H231ZM68 100V101H67ZM72 100V101H71ZM79 100V101H78ZM102 100V101H101ZM108 100V101H107ZM112 100V101H111ZM155 100H158V103L157 101ZM161 100H163L161 102ZM76 103H75V102ZM100 101V102H98ZM117 101V102H116ZM120 101L122 103H120ZM137 101V102H136ZM147 101V103H146ZM151 103H149V102ZM167 101V100H166ZM165 101V102H166ZM233 101V102H232ZM84 102V103H83ZM87 102V104H86ZM112 105H111V103ZM126 102V103H125ZM135 102V103H134ZM142 102V103H141ZM145 102V103H144ZM72 103V104H71ZM91 103V105H90ZM98 106H97V104ZM117 103V104H116ZM132 103V104H131ZM144 103V104H143ZM149 103V104H148ZM156 103V104H155ZM216 103V102H214ZM76 104V105H75ZM85 104V105H84ZM102 104V106H100ZM110 104V105H109ZM120 104V105H119ZM123 104V105H122ZM130 104V105H129ZM88 105V106H87ZM90 105V107H89ZM141 106V107H138ZM147 105V106H146ZM149 105V106H148ZM151 105L153 107H151ZM77 106V107H75ZM79 106H80V110H79ZM84 106V107H82ZM115 106V107H114ZM121 106H125V108L121 107ZM145 106V107H144ZM156 106V107H155ZM93 107V108H92ZM119 107H120V110H119ZM149 107V108H148ZM198 107V106H196ZM89 108V109H88ZM129 108V110H128ZM134 108V109H133ZM137 108V109H135ZM56 110H58V108H55ZM83 109V110H82ZM86 109V110H84ZM109 109V110H108ZM127 109V111H126ZM142 109H145V110H142ZM150 109V110H149ZM164 109V108H163ZM196 109H199L196 108ZM90 110V111H89ZM93 110V111H92ZM113 110V111H112ZM125 110V111H123ZM82 111V112H81ZM85 111V112H83ZM88 111V112H87ZM150 111V112H149ZM122 112V113H120ZM139 112H141L139 114ZM80 115H79V114ZM96 113V114H95ZM99 113V114H98ZM119 113V114H118ZM136 113V114H135ZM74 114V115H73ZM82 114V115H81ZM91 114V115H90ZM95 114V116H94ZM126 114V115H124ZM128 114V115H127ZM133 114V115H132ZM141 114H143L141 117ZM85 115V116H84ZM97 115V116H96ZM103 115V116H102ZM107 115V116H105ZM109 115V117H108ZM113 116L111 118V116ZM124 115V116H123ZM235 115V114H233ZM73 116V117H72ZM80 116V117H79ZM94 116V117H93ZM120 116V117H119ZM138 117L137 118H135ZM148 116V115H147ZM164 116V117H165ZM241 119H243V115L241 114L240 115ZM130 117V119H129ZM141 117V118H140ZM75 118V119H74ZM79 118V119H78ZM82 120H81V119ZM88 118V119H87ZM93 118V119H92ZM109 119V121L107 122V120ZM128 118V119H127ZM133 118V120H132ZM142 121H140L139 120ZM97 119V120H95ZM172 119V120H171ZM225 119V120H224ZM124 120V121H122ZM106 121V122H105ZM137 121V122H136ZM149 121V122H148ZM178 121V123H177ZM88 122V123H87ZM125 122V124H123ZM134 122V123H133ZM150 123L149 125L151 126H148V123ZM183 122V123H182ZM76 123L78 124V127L76 125ZM117 123H119L117 125ZM136 123V125H135ZM138 123V124H137ZM130 124V125H129ZM143 124H146V125H143ZM179 124V125H178ZM82 125V126H81ZM105 125V126H104ZM124 125V127H123ZM127 125V126H126ZM135 125V126H134ZM138 125V127H136ZM153 125V126H152ZM183 125V126H182ZM118 126V128H117ZM140 126V127H139ZM187 126V128H186ZM194 126V127H193ZM223 126V127H222ZM81 127L85 128H96L98 131H101L103 132L102 134H97V133H94L92 134V136H95V137H92L91 135H85L83 133V131L81 129ZM145 127V128H144ZM153 129H152V128ZM181 129H180V128ZM185 127V128H184ZM190 127V128H189ZM86 128V129H87ZM127 128L129 129V132L127 130ZM144 128V130H143ZM151 128V129H150ZM201 128V129H199ZM208 128V129H207ZM210 128V129H209ZM212 128V130H211ZM118 129V130H116ZM123 129L124 131L127 130L126 132H123ZM134 129V130H132ZM142 129V130H141ZM177 129V130H176ZM189 129V130H188ZM195 129V130H194ZM65 130V129H63ZM77 130V131H76ZM79 130V131H78ZM121 130V131H120ZM132 130V131H131ZM138 130V131H137ZM176 130V131H175ZM183 130V131H182ZM200 130V131H199ZM111 131V132H110ZM139 133H137V132ZM141 133H140V132ZM143 131V133H142ZM151 132V134H147L148 132ZM188 131V132H187ZM208 131V132H206ZM212 131V132H211ZM118 134V136L115 134ZM121 132V133H120ZM147 132V133H146ZM183 134L181 136V134ZM185 134H184V133ZM205 135H204V133ZM75 133V134H74ZM132 133L134 135H132ZM175 133V134H174ZM83 134V135H82ZM136 134V135H135ZM141 134V135H140ZM148 136H147V135ZM189 134V135H188ZM197 134V135H196ZM76 135V136H75ZM107 136L109 138L108 142L107 141V138L104 137ZM115 135V136H114ZM129 135V136H128ZM146 135V136H145ZM152 137H151V136ZM179 135V136H178ZM187 135V136H186ZM196 135V137H195ZM220 135V136H219ZM81 136V138H80ZM87 136V138H86ZM88 136H91V137H88ZM121 136V137H120ZM122 136L124 137H133L135 136L137 139H140L142 141H144V138L146 139V144H144L143 146V150L144 148H146L145 150L147 151L146 153V156H149L147 157L148 159V165H144V164H134V167L133 164L132 166L131 163H121L122 166L124 165L127 167L124 169V170H127L129 171L130 169L133 171V172H137L139 178H137V182L141 183V180H144V179H147V178H153V181H154V188L152 190V193H150L149 195L145 196L144 193H140L137 196V198H142V199H138V201L140 202L141 206H140V211L137 215V217H133V218H127L129 219V222H130V225L132 226L131 229H125L123 228L122 226V223L119 222L118 218L121 219V218H126L127 217V214L125 213H120L121 215L117 216L116 214H114V212L116 213L118 210V204L115 202H111V201H114V195L116 194V186L113 185L114 181L113 179L115 180L116 179V176L118 173V167L120 166L119 164L116 165V163L113 162L112 160V153H115L117 154V151L114 152L113 150L109 152V150H107L105 147V152H104V148H101L103 147L102 142L104 143H107L105 145L108 146V144H111L113 145L114 148H117L120 150V147H119V143H121L119 140L122 138ZM140 136V137H139ZM150 136V137H149ZM186 136V137H184ZM212 136V137H211ZM79 137V138H77ZM83 137V138H82ZM154 137V138H153ZM173 137V138H172ZM175 137V138H174ZM184 137V138H183ZM190 137V138H189ZM195 137V138H194ZM206 137V138H205ZM222 137V138H221ZM112 138L114 139V141L112 140ZM156 138V139H155ZM179 138V139H178ZM183 138V139H182ZM200 138V140H199ZM59 139V138H58ZM106 139V140H105ZM118 139V140H117ZM159 139V140H157ZM173 139H175L173 141ZM182 139V140H181ZM221 139V141H220ZM88 140V141H86ZM91 140L92 143H91ZM96 143H95V141ZM111 140V142H110ZM156 140L158 142H156ZM163 141V143L160 142ZM181 140V141H180ZM86 141V143H85ZM100 141V142H99ZM113 141V142H112ZM144 141V142H145ZM180 141V143H179ZM184 141V142H183ZM219 141V142H218ZM119 142V143H118ZM174 142V143H172ZM176 142H178V144H176ZM183 142V144H182ZM188 142V143H186ZM195 142V143H194ZM71 143V144H70ZM89 143V144H88ZM114 143V144H113ZM116 143V144H115ZM149 143V144H148ZM166 143V144H165ZM186 143V144H185ZM156 144V145H155ZM84 145V146H83ZM92 145V147H91ZM100 145V146H99ZM154 145V146H153ZM158 145V146H157ZM165 145V146H164ZM167 145V146H166ZM88 146V148L90 149V147L92 149L88 150L86 149V147ZM106 146V147H107ZM117 146V147H116ZM160 146V147H159ZM171 146V147H169ZM187 146V148L185 147ZM189 146V147H188ZM192 146V147H191ZM80 147V148H79ZM99 147V148H98ZM119 147V148H118ZM148 147V148H147ZM151 147V148H150ZM156 149V151L153 149ZM178 147V148H177ZM185 147V148H184ZM97 148V150H96ZM175 148V149H174ZM239 148V147H238ZM86 149V150H85ZM95 149V150H94ZM100 149V150H98ZM159 149V150H158ZM169 149V150H168ZM242 149V147H241ZM260 149V150H259ZM71 150V151H70ZM107 150V151H106ZM111 150V149H110ZM144 150V151H145ZM158 150V151H157ZM165 150V151H164ZM237 150V148H236ZM262 150V151H261ZM88 151L90 152V154L88 153ZM97 151V152H96ZM99 151V152H98ZM103 151V153H102ZM162 151V152H161ZM167 151V152H166ZM186 151V152H185ZM109 152V153H108ZM161 152V153H160ZM170 152V154H169ZM189 152V153H188ZM244 152V154H243ZM261 152V153H260ZM92 153V155H91ZM95 153V154H93ZM106 153V154H105ZM107 153L109 155H107ZM110 153H111V157H110ZM186 153V154H184ZM257 153L258 154V157H256L258 160H256L254 163H250L248 162L247 160L249 159L250 156ZM165 154H167L165 156ZM188 154V155H187ZM192 154V155H191ZM248 154V155H247ZM261 154V155H260ZM94 155V156H93ZM103 155V156H102ZM164 156V158H162V156ZM100 156V158H99ZM102 156V157H101ZM106 156V157H105ZM185 156V157H183ZM192 156V157H191ZM242 156V157H241ZM247 156V157H245ZM116 157V156H114ZM162 158V159H161ZM187 158H189V160H187ZM104 159H106L104 161ZM154 159L156 162H154ZM161 159V161H160ZM186 159V160H185ZM109 160H111L110 163ZM183 160V161H182ZM185 160V161H184ZM240 160V161H239ZM244 160V161H243ZM152 163L150 164L149 163ZM158 161V163H157ZM246 161V162H245ZM176 162V163H175ZM179 162V163H178ZM184 162V164L182 163ZM224 162V161H223ZM223 162H220V166L223 167ZM245 162V163H244ZM119 163V162H118ZM225 163V162H224ZM256 163V164H255ZM108 164V165H107ZM114 164V168L111 166L108 168H106V165L109 166V165H113ZM130 164V165H129ZM178 164V166H177ZM244 164V165H243ZM102 165V166H101ZM105 165V166H104ZM139 165V167H138ZM150 165V166H149ZM153 165V167L151 166ZM100 167V170L98 169V167ZM129 166V167H128ZM145 166V167H144ZM155 166V167H154ZM73 167V165H72ZM97 167V168H96ZM104 168L108 171H104L101 169V168ZM147 167V168H146ZM159 167V170L158 168ZM225 167H228V165H225ZM117 168V169H116ZM130 168V169H129ZM137 168V170H136ZM142 168V170H141ZM157 168V169H156ZM176 168V169H175ZM45 169H48V170H45ZM86 169V170H87ZM99 171H98V170ZM121 169V168H120ZM139 169V170H138ZM146 169V170H145ZM149 169V170H148ZM155 169V170H154ZM39 170V171H40ZM97 170V171H96ZM102 170V172H101ZM116 170L117 172L115 173ZM129 171L130 173H133L132 171ZM151 170V171H150ZM47 173H46V172ZM90 171V172H89ZM112 173H111V172ZM146 171V172H145ZM157 171V172H156ZM38 172V170H37ZM44 172V173H43ZM49 172V173H48ZM67 172V173H66ZM143 172V173H142ZM152 172V173H151ZM36 173V171H35ZM52 173V174H51ZM66 173V174H65ZM93 173V174H91ZM99 173V175H98ZM110 173V175H109ZM145 173V174H144ZM150 173V174H149ZM50 174V175H49ZM57 174V175H55ZM95 174V176H94ZM104 174V175H103ZM108 174V175H107ZM112 174V175H111ZM149 174V175H147ZM49 175V176H48ZM62 175V176H61ZM64 175V176H63ZM92 175V176H90ZM98 175V176H97ZM101 175V176H100ZM104 177H103V176ZM106 175V176H105ZM58 176H61V177H58ZM89 176L92 178H89ZM95 179H98V180H95ZM102 177V178H97V177ZM111 176V177H110ZM115 176V177H114ZM148 176V177H147ZM229 176V177H228ZM48 177H51L48 178ZM114 177V178H113ZM57 178V179H56ZM107 178V180H106ZM113 178V179H112ZM232 178V179H231ZM88 179V180H86ZM101 179V180H100ZM109 179V180H108ZM140 179V180H139ZM155 179V180H154ZM90 180H93L92 181V185H89L91 184V182H88ZM101 182H100V181ZM111 180V182L109 183V181ZM231 180V181H230ZM47 181V182H46ZM51 181H55L53 184L51 183ZM57 181V182H56ZM97 184H95L96 182ZM99 181V182H98ZM103 181V182H102ZM106 181V182H105ZM131 183H134L133 185H135L136 187L135 188H139L137 182H132L131 180H129ZM88 184H87V183ZM94 182V183H93ZM108 182V183H107ZM57 183V185H56ZM62 183V184H61ZM102 185H101V184ZM108 185L106 186L105 185ZM95 184V186H94ZM100 184V185H99ZM104 184V186H103ZM110 184V185H109ZM59 185V186H58ZM86 185H89V186H86ZM92 189H90L91 187ZM97 186V187H96ZM98 186H101V187H98ZM103 186V187H102ZM90 190L87 191V189ZM89 187V188H88ZM95 187V188H93ZM115 187V188H114ZM46 188V189H45ZM57 188V189H55ZM62 188V189H61ZM65 188V189H64ZM98 188V189H97ZM101 188L103 190H101ZM106 190H105V189ZM109 188V189H108ZM111 188H114L111 190ZM49 189V190H48ZM108 189V190H107ZM61 190V192H60ZM65 190V191H64ZM68 190V191H67ZM85 190V191H84ZM91 190H93V192L96 191V193L94 194ZM102 191V192H99V191ZM182 190V191H181ZM57 191V192H56ZM103 191L107 192V193H110L112 196H108L110 194H104ZM109 191V192H108ZM64 192V193H63ZM105 192V193H106ZM41 193V194H40ZM60 195H59V194ZM63 193V194H62ZM67 193V195H66ZM85 193H87L85 195ZM90 193V194H89ZM99 193V195H98ZM103 193V195H102ZM43 194V195H42ZM57 194H58V197H57ZM71 194V195H70ZM142 194V195H141ZM63 195V196H62ZM88 195V196H87ZM92 195V196H91ZM96 195V196H94ZM98 195V196H97ZM102 195V196H101ZM142 197H141V196ZM45 198H44V197ZM61 196V197H60ZM67 196V198H66ZM87 196V199H89L91 197L90 200H87V201H90V202H86V197ZM95 199H94V197ZM101 198H106L104 199H100ZM116 196V195H115ZM140 196V197H138ZM40 197V199H39ZM64 197H65V201H62V199L64 200ZM108 197V198H107ZM52 198V199H51ZM56 198V200H55ZM79 199L78 201L77 200H74V199ZM98 202L97 201V199ZM110 198H111V201H110ZM113 198V199H112ZM135 198V199H137ZM42 199V200H41ZM50 201H49V200ZM69 199V200H67ZM39 200V201H38ZM55 200V201H54ZM73 201L76 203L74 204V202H70V204L68 203L69 201ZM81 200V203L78 204V202H80ZM95 200V201H94ZM102 200V201H101ZM109 200V202L107 201ZM129 200H132V199H129ZM52 201V202H51ZM68 201V202H67ZM83 201H84V204H83ZM47 202V203H46ZM62 204H61V203ZM102 202V203H101ZM108 202V203H107ZM5 203V204H3ZM60 203V204H58ZM68 203V207L65 205ZM87 203V204H85ZM88 203H91L90 205ZM93 203V204H92ZM98 206H97V204ZM103 204L104 206L109 204V206L107 207V205L105 206L107 208V210L105 209L104 206H102L101 204ZM116 203V204H115ZM3 204V205H2ZM39 207H37L36 205ZM52 204V205H51ZM72 204V205H71ZM78 204V205H77ZM83 204V205H82ZM101 206H100V205ZM33 205V206H32ZM65 205V207H64ZM70 205V206H69ZM74 205V206H73ZM85 205V206H84ZM87 205V207H86ZM117 205V206H116ZM207 205L209 207H207ZM43 206H46V207H43ZM50 208H49V207ZM56 206V207H55ZM61 208H58L60 207ZM82 206V207H81ZM93 206H95V211L97 212H94L93 213V210L91 209H94ZM115 206V207H114ZM2 207V208H1ZM33 207V208H32ZM76 207H80L79 209ZM86 207V208H84ZM89 207V208H88ZM8 208V209H7ZM14 208V209H13ZM47 208V209H45ZM89 210H88V209ZM91 208V209H90ZM104 208V209H102ZM9 209H10V213H9ZM33 209V210H32ZM35 209V210H34ZM38 209V210H37ZM63 209V210H62ZM71 209V211H70ZM84 209V210H83ZM88 211H87V210ZM101 209L103 210L101 212ZM108 209L111 210L108 211ZM15 210V211H14ZM46 213H45V211ZM49 210V212H48ZM63 212H62V211ZM69 210V211H68ZM2 211H7V212H2ZM36 211V212H35ZM56 211L59 212L57 213H54ZM76 211L77 212H80V213H77L76 214ZM82 211V212H81ZM84 211V212H83ZM105 211V212H104ZM244 211H248L251 213V215L247 216L245 215V212ZM4 214H2V213ZM38 212V213H37ZM67 212V213H66ZM69 212V213H68ZM71 212V213H70ZM73 212V213H72ZM124 212V211H123ZM38 215H37V214ZM63 213V214H61ZM97 213V214H95ZM100 213V214H99ZM106 213V215L104 214ZM6 214V216H5ZM49 214V215H48ZM59 214V216H58ZM61 214V215H60ZM70 214V215H69ZM79 214V215H78ZM94 214V215H92ZM102 214V215H101ZM39 215L40 218H39ZM63 215V216H62ZM67 215H69V217H67ZM86 215V216H85ZM98 215V216H97ZM105 215V216H104ZM108 215V216H107ZM116 215V216H115ZM124 215V217H123ZM5 216V219H3ZM55 216V217H54ZM58 216V217H56ZM71 216V218H70ZM72 216L74 218H72ZM75 216H76V219H75ZM96 216V217H95ZM113 216V217H112ZM115 216V217H114ZM48 217V218H47ZM50 217V218H49ZM57 220V222L54 221ZM63 219V222H62V219ZM65 217V218H63ZM81 217V218H80ZM88 219H87V218ZM94 217V218H93ZM102 219H101V218ZM104 217V218H103ZM2 218V219H1ZM37 218V219H36ZM52 218V219H51ZM70 218V219H69ZM93 218V219H92ZM100 219L98 222L96 219ZM108 218H111L110 220ZM115 218V219H114ZM40 219V220H39ZM48 219V220H47ZM61 219V220H60ZM75 219V221H74ZM80 219V222H78ZM83 219V220H82ZM104 219V220H103ZM107 221H106V220ZM134 219V220H133ZM5 220V221H3ZM37 220V221H36ZM45 220V221H43ZM49 222H47V221ZM66 220V222H64ZM72 220V221H70ZM82 220V221H81ZM93 220V221H92ZM108 220H109V223H108ZM133 220V221H132ZM253 223H252V221ZM43 221V222H42ZM78 222V223H75V222ZM87 223H86V222ZM96 221V222H94ZM104 221V224H102ZM132 221V222H131ZM7 222V223H6ZM39 222V223H38ZM46 222V223H45ZM60 222V223H59ZM89 223V226H85ZM94 222V224L92 223ZM136 225H134V223ZM55 223V224H54ZM58 223V224H56ZM70 225H69V224ZM81 223V224H80ZM97 223V225H96ZM109 225H108V224ZM113 223V224H112ZM116 223H117V226L118 224L119 227L116 226ZM133 223V224H132ZM7 224V225H5ZM76 224V225H75ZM99 224V226H98ZM106 224H107V227H106ZM54 225V226H53ZM58 225V226H57ZM64 225V226H63ZM68 225V226H67ZM74 225V226H72ZM80 227H78V226ZM81 225V226H80ZM83 225L85 227H87L86 231L83 227ZM96 225V226H95ZM114 227V228H112ZM115 225V226H114ZM3 226V227H2ZM6 226V227H5ZM42 228H41V227ZM45 226V227H44ZM57 226V227H56ZM59 226H63L62 228L59 227ZM92 226H93V229H92ZM98 226V228H97ZM103 226V227H101ZM105 226V227H104ZM109 226V228H108ZM134 226V227H133ZM5 227V228H4ZM52 227V228H51ZM56 229H55V228ZM73 227V228H72ZM78 228L79 230H75V228ZM111 227V228H110ZM122 227V228H121ZM20 228V229H19ZM23 228V229H22ZM40 228H41V231H40ZM51 228V229H49ZM60 228V229H59ZM64 228V229H63ZM72 228V230L70 231V229ZM76 228V229H77ZM95 228V229H94ZM101 228V229H100ZM105 230H103V229ZM120 228V229H119ZM135 228V229H134ZM22 229V230H21ZM59 229V230H58ZM68 231V235L67 233L65 232H62L63 231ZM90 229V232L88 231ZM97 229H98V232H99V235L97 233ZM100 229V230H99ZM111 229V230H110ZM115 231H114V230ZM116 229L118 231H116ZM123 229V230H121ZM20 230V232H19ZM29 230V231H28ZM48 232H47V231ZM61 230V231H60ZM83 230V232H82ZM96 230V231H95ZM103 230V231H102ZM108 230V232H107ZM125 230V231H124ZM130 230V231H128ZM9 231V232H8ZM25 231V232H24ZM39 231L40 233L37 234H34V233H37ZM52 231V232H51ZM55 231V233H54ZM58 231H60L58 233ZM75 231V232H73ZM80 232L82 234L78 233L77 232ZM97 233L95 235V233ZM111 231V232H110ZM49 232L52 234H49ZM60 235H58L57 233ZM93 232V235L91 236ZM110 232V233H109ZM112 232H116V233H112ZM118 232V234H117ZM120 232H122V236H120ZM128 232V234L126 233ZM17 233V235L15 234ZM20 233V234H19ZM45 233V234H44ZM50 235V237L48 236V234ZM61 233H64L66 234V237L64 234L63 237L61 235ZM74 233V234H73ZM77 233V234H76ZM89 235H87V234ZM104 233V234H103ZM115 234V235H112V234ZM13 234V235H11ZM28 234V235H27ZM32 234V235H31ZM34 234V235H33ZM41 234H44L43 236H41ZM47 234V235H46ZM57 234V235H56ZM86 236H85V235ZM103 234V235H101ZM106 234V235H105ZM108 234V236H107ZM137 234V235H136ZM24 235V236H23ZM36 235V236H35ZM56 235V236H55ZM71 235V237H69ZM75 235V236H74ZM107 237H105V236ZM111 235V236H110ZM128 235V236H127ZM132 235V236H131ZM134 235V236H133ZM36 238H35V237ZM52 236V238H51ZM55 236V237H54ZM59 236V237H58ZM67 236H68V239H67ZM82 238H81V237ZM92 239H90V237ZM93 236H96L93 238ZM98 236V237H97ZM115 236H117L118 238L116 239ZM6 237V238H5ZM8 237V239H7ZM14 237V239H13ZM22 237V238H21ZM26 237V238H25ZM44 237V238H43ZM46 237V238H45ZM49 237V238H48ZM57 237V239H56ZM62 237V238H61ZM74 237V238H73ZM77 237V238H76ZM84 238H87V239H83ZM103 237V240H101ZM135 237V238H134ZM21 238V239H20ZM25 238V239H24ZM31 241H30V239ZM48 238V239H47ZM71 238V239H70ZM73 238V239H72ZM81 238V240H80ZM98 238V240L96 239ZM113 238V239H112ZM124 238V239H122ZM5 239V240H4ZM28 239V240H27ZM34 239V241H33ZM38 239V240H37ZM40 239V243L38 242ZM45 239V240H44ZM49 242H47L46 241ZM52 239V240H51ZM58 239H59V243H58ZM63 239V240H62ZM75 239V240H74ZM79 239V240H78ZM94 239V240H93ZM100 239V240H99ZM105 239V240H104ZM112 239V240H111ZM116 239V240H115ZM121 239V240H120ZM23 240V241H22ZM28 242H27V241ZM41 240H43L44 242H41ZM51 240V241H50ZM67 240V242H66ZM73 240V243L72 245H70L69 247V242H72ZM90 240V241H89ZM108 240V241H107ZM115 240V241H114ZM117 240H119L117 242ZM6 241V242H5ZM15 241V242H16ZM36 241V242H35ZM53 241V243H52ZM62 241V242H60ZM77 241V242H76ZM85 241V242H83ZM100 242L101 245H99L98 243ZM104 241V242H103ZM106 241V242H105ZM110 241V242H109ZM114 241V242H113ZM129 243H128V242ZM133 244H132V242ZM8 242V243H7ZM38 242V243H37ZM57 242V243H56ZM96 242V244H95ZM111 242L113 243L112 245ZM116 242V243H115ZM127 243V247H126V243ZM131 242V244H130ZM24 243V244H22ZM33 245H31V244ZM44 243V244H42ZM47 243V245H46ZM50 243L52 245H54V249L52 247V245H50ZM68 243V245H67ZM80 243V244H79ZM86 243V245H85ZM88 243H89V246H88ZM94 243V244H93ZM109 243V244H106ZM115 243V244H114ZM10 247H8L7 245ZM17 244V245H18ZM28 244V245H27ZM41 244V245H39ZM60 244V248L58 250V246L57 245ZM67 246H66V245ZM82 244V245H81ZM92 246H91V245ZM106 246H105V245ZM116 244H119V245H116ZM130 244V246H128ZM6 245V247H5ZM63 247H62V246ZM77 245V246H76ZM110 245V247H109ZM115 245V246H114ZM3 246V247H2ZM13 246V247H11ZM32 246V247H31ZM39 246V247H37ZM50 246V247H49ZM76 246V247H75ZM79 246V247H78ZM81 246V247H80ZM85 246V247H84ZM88 246V247H87ZM102 246V247H101ZM112 246V247H111ZM121 248V251L119 250L118 247ZM134 246V247H132ZM15 247V248H14ZM42 249H41V248ZM49 247V248H48ZM90 247L92 249H90ZM96 248V249H93ZM100 247V248H99ZM104 247V248H103ZM105 247H107V249L111 248L115 251L112 250L111 252V249L108 251L107 249H105ZM116 247V248H115ZM138 247V248H137ZM2 248V249H1ZM38 248V249H37ZM44 248V249H43ZM48 248V249H47ZM51 248V249H50ZM69 248V249H68ZM75 248V249H74ZM77 248V249H76ZM83 248V250L81 251V249ZM87 248V250L85 249ZM99 248V249H98ZM115 248V249H114ZM128 250H127V249ZM130 248H131V251L134 252V250L136 251L134 253V255H132L133 253L130 251ZM7 249V250H6ZM14 249V250H13ZM33 249V250H31ZM41 250L39 251L38 253V250ZM47 249V250H45ZM62 249V250H61ZM64 249V250H63ZM73 249V250H72ZM91 252H89V250ZM104 249V250H103ZM139 249V250H138ZM4 250V252H3ZM11 250V254H10V251ZM13 250V251H12ZM59 251L58 252H56ZM94 250V252H93ZM96 250V252H95ZM106 250V251H105ZM118 250V251H117ZM125 250V251H124ZM127 250V252H126ZM141 250V251H140ZM2 251V252H1ZM7 251V252H6ZM48 255H46V253ZM54 251V252H52ZM62 251V252H61ZM63 251H64V254H63ZM69 251V252H67ZM81 251V252H80ZM86 251V252H85ZM101 251L103 253H101ZM105 251V252H104ZM121 253H120V252ZM138 251V252H137ZM56 252V253H55ZM68 253V254H65V253ZM72 252H73V256L75 255L76 256V252L78 253L77 254V257H73L72 256ZM89 252V253H88ZM93 252V253H92ZM107 252L109 253V255L107 254ZM118 252V253H117ZM124 252V253H123ZM38 253V254H37ZM55 253V254H54ZM85 255H84V254ZM91 253V255H90ZM95 253H98V256L95 254ZM102 255H106V256H102ZM113 253V254H112ZM117 253V254H116ZM128 253V254H127ZM130 253V254H129ZM146 253V254H145ZM5 254V255H4ZM13 254V255H12ZM57 254V255H56ZM82 254V255H80ZM100 254V255H99ZM115 254V256H114ZM118 254H123L122 257ZM129 255L131 256L132 258H130L129 256H126V255ZM137 254L139 256H137ZM142 254V255H141ZM148 254V255H147ZM5 257H4V256ZM54 257H51L50 256H53ZM66 255V256H64ZM69 255V256H68ZM71 255V256H70ZM84 257L82 259H79V257L81 258V256ZM88 255V256H87ZM90 255V256H89ZM96 255V256H95ZM109 258H108V256ZM113 258H111V256ZM135 255L137 257H135ZM3 256V257H2ZM57 256V257H56ZM64 256V257H63ZM79 256V257H78ZM95 256V258H94ZM99 256H102V257H99ZM119 256V257H118ZM12 257V258H11ZM61 259H60V258ZM63 257V258H62ZM68 257V261H67V258ZM70 257V258H69ZM86 257V259H85ZM92 257V258H91ZM125 257V258H124ZM132 261L130 262L128 260V258ZM135 257V258H134ZM148 260H147V258ZM4 258V259H3ZM55 258V259H54ZM59 259V262H58V259ZM65 258V259H64ZM78 258V259H77ZM88 258V260H87ZM100 258V259H99ZM102 258H105L102 260ZM116 258V260H118V262L115 260L113 262V260ZM122 258V260H120ZM140 258V259H139ZM143 258V260H142ZM145 258V259H144ZM11 259V261H10ZM16 259V260H15ZM19 259V260H18ZM53 260L54 263H52V260H51V263L48 262V260ZM72 259V260H70ZM93 259V260H92ZM125 259V260H123ZM140 262H139V260ZM5 260V261H4ZM24 260V261H23ZM35 260V261H34ZM49 260V261H50ZM76 260V261H74ZM87 262H84L86 261ZM94 260H98V262L96 263V261ZM102 260V261H101ZM146 260V261H145ZM4 263H3V262ZM15 261V262H14ZM67 261V262H66ZM101 261V263H100ZM108 261H111V262H108ZM138 261V263H137ZM12 262V263H10ZM27 262V263H26ZM75 262V263H74ZM81 262H84V263H81ZM94 262V263H93ZM107 262V263H106ZM113 262V263H112ZM116 262V263H115ZM128 262V263H126Z\"/></svg>", "mask_w": 264, "mask_h": 264}]
</instances>
